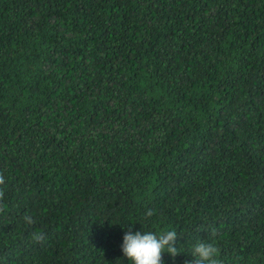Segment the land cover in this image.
I'll return each instance as SVG.
<instances>
[{
    "label": "trees",
    "instance_id": "1",
    "mask_svg": "<svg viewBox=\"0 0 264 264\" xmlns=\"http://www.w3.org/2000/svg\"><path fill=\"white\" fill-rule=\"evenodd\" d=\"M0 175V264H264V0H0Z\"/></svg>",
    "mask_w": 264,
    "mask_h": 264
},
{
    "label": "clouds",
    "instance_id": "2",
    "mask_svg": "<svg viewBox=\"0 0 264 264\" xmlns=\"http://www.w3.org/2000/svg\"><path fill=\"white\" fill-rule=\"evenodd\" d=\"M5 183L3 175H0V185ZM3 191L0 190V199L3 198ZM3 211V208H0ZM148 216L152 212L147 213ZM24 221L31 225L35 223L32 216L25 215ZM40 241L43 239L42 234H36L33 237ZM177 232L170 230L160 234L153 232L136 231L133 233L131 227H128L123 236L121 251L123 255L133 262V264H164L163 254L167 252L175 259L179 254L176 245ZM218 253L217 247L211 243L198 242L194 246L191 261H185V264H220L216 259Z\"/></svg>",
    "mask_w": 264,
    "mask_h": 264
}]
</instances>
